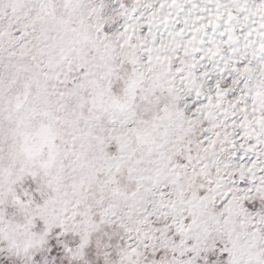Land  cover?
<instances>
[{"label": "snow or ice", "instance_id": "1", "mask_svg": "<svg viewBox=\"0 0 264 264\" xmlns=\"http://www.w3.org/2000/svg\"><path fill=\"white\" fill-rule=\"evenodd\" d=\"M0 264H264V0H0Z\"/></svg>", "mask_w": 264, "mask_h": 264}]
</instances>
